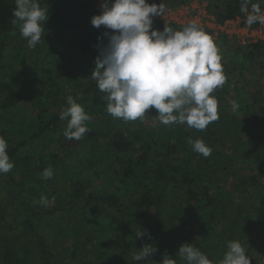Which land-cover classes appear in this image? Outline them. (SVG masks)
Instances as JSON below:
<instances>
[{"label":"trees","instance_id":"16d2710c","mask_svg":"<svg viewBox=\"0 0 264 264\" xmlns=\"http://www.w3.org/2000/svg\"><path fill=\"white\" fill-rule=\"evenodd\" d=\"M191 1L195 0H146L149 5L161 4L164 9ZM196 1L205 3L208 14L220 25L244 15L241 0ZM37 2L48 9V19L41 41L31 48V52H43L45 57L56 60L68 55L72 60L82 61L78 73L74 74V78L78 75L77 85L69 89L68 96L73 97L91 119L86 122L89 130L81 140H68L63 135L67 120L59 119L61 111L67 107L66 100L63 106L50 113L39 88L21 73H8L0 81V136L7 141L6 151L17 173L16 179L9 178L7 184L14 197V208L24 237L15 233L7 221L5 206L0 203V264H65L33 221L42 216V208L35 205L30 209L21 205L14 193L20 185H37L42 171L49 166L54 173L49 180L62 182L69 188L68 201L59 206V211L80 215L84 225L96 216L109 219L111 226H122L124 251L142 248L147 236L137 238L136 234L145 229L149 232L147 223H151L156 231L163 229L165 204L170 201L173 207L163 234V245L172 236L181 234L199 238L204 245L202 253L212 264H219L227 243L246 223L253 222L262 228L263 254L264 89L242 92L243 88L225 80L213 93L218 102L219 118L203 131L186 124L165 126L155 119L157 110L154 108L146 110L143 117L134 121L114 120L106 111L105 94L97 88L96 80L87 79L98 56V45L107 42L103 37L104 27L96 29L90 23L93 16L100 14L96 5L102 0ZM251 3L260 4L264 10V0H251ZM14 8L15 0H0V70L16 28L11 22ZM152 27L162 31L163 27L181 30L185 26L165 25L153 19ZM200 29L212 39L211 30ZM98 37H101L100 41ZM221 39L234 58L221 62L224 77L233 75L245 65L264 73L263 42L240 45L226 35ZM23 40L27 43L25 38ZM26 51L20 46V59L34 67V60L25 55ZM86 64H90L88 69L91 71L84 67ZM60 67V63H56L43 71L44 85L56 76ZM70 72L68 67L67 75ZM67 77L66 74L61 76ZM232 91L236 93L235 99L230 96ZM29 108V116H24ZM189 139L204 141L212 149L211 154L205 158L194 152L188 144ZM31 143L35 147L24 153ZM80 165L95 174L99 170L107 174L100 191L89 190V180L77 172ZM234 195L239 196L235 205L231 202ZM99 196L98 209L94 204ZM69 228L73 231L71 225ZM223 235L225 240H222ZM213 240L212 247L206 246ZM167 252L182 264L186 263L174 251ZM162 256H166L163 249L148 260L118 264H158ZM246 256L252 264L250 248L246 250ZM259 264L263 263L260 261Z\"/></svg>","mask_w":264,"mask_h":264},{"label":"clouds","instance_id":"9594fccd","mask_svg":"<svg viewBox=\"0 0 264 264\" xmlns=\"http://www.w3.org/2000/svg\"><path fill=\"white\" fill-rule=\"evenodd\" d=\"M164 11L163 5H149L146 0H102L100 14L93 16L90 23L96 29L104 27L103 37L107 42L98 45L91 75L99 91L105 94L106 111L112 117L134 121L154 108L155 119L165 126L186 124L203 131L219 118L218 102L210 94L225 82L221 57L210 36L195 24L181 30L154 29L152 17L161 16ZM241 11L247 14L249 26L264 22L258 3L241 0ZM12 15V24L18 25L21 36L34 48L41 41L48 9L41 7L37 0H15ZM97 39L100 41L101 37ZM66 104L59 116L60 120H67L63 135L68 140L79 141L89 130L86 122L91 117L73 97L68 96ZM188 144L205 158L212 152L202 140L189 139ZM7 147V141L0 136V174L14 167ZM53 174L49 166L42 171L41 179H51ZM54 200V197L49 200L41 196L37 203L47 206ZM136 235L153 239L146 229ZM156 251L152 244H145L132 259L145 261ZM176 256L186 264H212L193 244H182ZM162 264L177 262L165 256ZM219 264H250V261L239 241H229Z\"/></svg>","mask_w":264,"mask_h":264},{"label":"rangeland","instance_id":"374dc122","mask_svg":"<svg viewBox=\"0 0 264 264\" xmlns=\"http://www.w3.org/2000/svg\"><path fill=\"white\" fill-rule=\"evenodd\" d=\"M101 2L96 5V8L100 9ZM251 11V10H249ZM247 14L244 13L243 18H246ZM212 40L218 49V54L221 57V62L225 60H231L233 58V52L227 48V45L222 41V33L219 30H212ZM11 46L6 50L2 65L3 69L0 70V81L6 78V75L11 72H18L24 75L26 79L35 83L39 88L42 100L48 106L50 113L55 112L58 107L63 106L64 101L68 97L69 89L77 85L74 78V74L78 73L77 68L82 64V61L72 60L70 56H66L60 60L51 59L45 57L43 52L33 53L28 44L23 40L20 34L18 25L12 33ZM229 38V37H228ZM235 39V38H230ZM236 40V39H235ZM20 46L26 48V56L34 60V67L28 66L25 62L21 61V54L18 52ZM57 50V49H56ZM61 50V48L59 49ZM56 63H60V68L56 72V76H52L49 83L44 85L43 78L45 74L43 71L53 67ZM93 68L95 63L93 61ZM239 66V65H238ZM68 67L71 68V72L67 75ZM89 70L90 64L84 65ZM89 70V71H91ZM88 74V80L93 79L91 73ZM64 74L67 78H61ZM236 85L238 88H243L242 92H247L250 89H264V73L258 68L245 65L237 69L233 75H226L225 80H228ZM244 86V87H243ZM245 89V90H244ZM214 91L210 94L213 96ZM230 96L235 99L236 93L232 91ZM227 99V98H226ZM233 102V101H231ZM230 102V103H231ZM152 111L153 108L148 109ZM31 108L23 113L24 116H29ZM114 120H117L115 118ZM43 143H46L43 141ZM34 143L28 145L23 152L26 153L31 148H34ZM11 162V161H10ZM83 177H86L90 182L89 190L100 191L105 183L107 174L98 171L97 174L93 170L88 168H82L80 165L77 172ZM17 173L14 167L10 172L0 174V203L5 206L7 211V221L13 226L15 233H18L22 239H24L21 233V227L18 223L14 208V197L7 184L9 178L16 179ZM15 198L28 208H34L35 205H39L43 214L40 218L33 220L38 232L45 238L47 244L55 251L60 261L65 264H118L119 262H126L133 260L132 255L137 250L124 251L122 248L123 228L120 225L111 226L112 223L109 219L103 217H91L89 222L84 225L82 223V217L78 214H67L59 211V206L68 201L67 195L69 194V188L62 182H52L51 180L40 179L37 185L24 184L20 185L14 190ZM41 196H45L51 200L55 198L54 202L49 203L47 206H42L37 203ZM235 196V195H234ZM94 206L98 209L101 204V196ZM239 196H235L231 199L233 205L236 204ZM232 205V206H233ZM172 204L167 201L165 204V215L163 218V229L156 231L151 223H147V228L151 233L153 239H146L145 244H152L156 247L158 252L163 249L166 256L175 259L177 264H182L177 258L170 255L169 250L178 252L179 247L184 244H193L201 252L204 247L199 238L192 239L184 234L172 236L166 245H163V234L167 230L169 224L170 215L172 213ZM69 225L72 226L73 231L70 230ZM222 240H225V235L222 236ZM232 241H239L245 252L248 248L251 249L252 264L263 263L264 253L262 244V228L260 225L248 222L244 227L238 230ZM215 240L209 241L206 246L212 247ZM142 246V247H143ZM141 249V248H140ZM227 252V248L225 253ZM162 256L158 264H162ZM134 261V260H133ZM186 264V263H183ZM264 264V263H263Z\"/></svg>","mask_w":264,"mask_h":264},{"label":"built area","instance_id":"2783aa9c","mask_svg":"<svg viewBox=\"0 0 264 264\" xmlns=\"http://www.w3.org/2000/svg\"><path fill=\"white\" fill-rule=\"evenodd\" d=\"M97 10L100 11L99 8ZM264 17V10L260 13ZM247 18V17H246ZM246 18L238 17L220 25L206 11V4L198 1H191L178 6H170L165 9L161 16H154L152 19L162 21L165 25L175 24L187 26L195 24L199 29L219 30L220 33L229 38H235L240 45L263 42L264 43V22H257L249 26ZM264 261V259H263ZM264 263V262H263Z\"/></svg>","mask_w":264,"mask_h":264}]
</instances>
